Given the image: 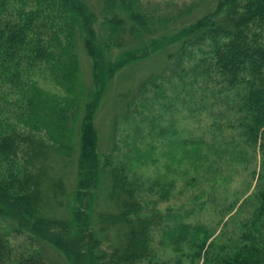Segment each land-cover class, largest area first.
Masks as SVG:
<instances>
[{"label": "trees", "instance_id": "obj_1", "mask_svg": "<svg viewBox=\"0 0 264 264\" xmlns=\"http://www.w3.org/2000/svg\"><path fill=\"white\" fill-rule=\"evenodd\" d=\"M209 1L212 8L175 35L158 36L197 4L162 13L142 0H100L98 14L86 0H0V264H168L151 244L155 217L140 212L124 165L101 156L95 116L113 80L132 64L166 54L175 36L181 44L174 68L195 48L189 83L222 102L232 134L223 151L240 161L258 159L264 174V0ZM80 49L91 59L90 83ZM158 72L122 100L126 110ZM41 75L60 91L45 89L34 78ZM263 174L252 220L237 238L223 232L209 243L213 231L195 228L185 249L192 260L207 246L204 264H264ZM103 191L106 210L96 215ZM13 232L35 248H15Z\"/></svg>", "mask_w": 264, "mask_h": 264}, {"label": "rangeland", "instance_id": "obj_2", "mask_svg": "<svg viewBox=\"0 0 264 264\" xmlns=\"http://www.w3.org/2000/svg\"><path fill=\"white\" fill-rule=\"evenodd\" d=\"M86 1L100 14V0ZM142 1L162 13H174L187 6L195 8L197 4L193 14L174 21L169 30L158 36L175 35L179 27L190 24L212 8L209 0ZM96 29L102 34L101 19ZM172 44L164 51L166 54L130 65L109 85L95 116L99 151L101 156L110 154L115 166L124 165L127 181L141 205L140 212L155 217L151 244L160 259L168 260V264H204L207 246L194 260L190 257L191 249L185 250L195 236V228L213 231L214 236L208 243L223 232L237 238L241 226L251 221L257 210L255 192L263 172L258 159L250 157L246 162L240 161L234 155L231 157L229 151H223L232 134L224 126L222 102L209 90L202 97L198 85L189 83L193 80L195 48L175 69V54L181 42L175 36ZM79 51L83 77L90 83L91 59L83 49ZM153 71H159L160 76L145 85L126 110L122 100H130L141 81ZM34 78L45 89L60 91L49 77ZM10 99L16 100L14 95ZM116 119L122 121L116 125ZM115 129L119 150L113 149ZM223 129L228 133L226 136ZM67 175L68 190L72 192L76 184L74 165ZM100 195L101 201L95 205L96 215L106 210L104 191ZM70 200L69 208L75 205ZM227 208L231 211L226 214ZM4 230L5 225L0 222V231ZM112 233L111 228L108 236ZM9 237L15 248H35L32 240L23 234L13 232ZM104 239L103 247L109 251L112 241L107 236Z\"/></svg>", "mask_w": 264, "mask_h": 264}]
</instances>
